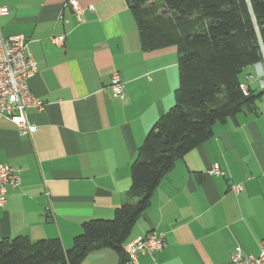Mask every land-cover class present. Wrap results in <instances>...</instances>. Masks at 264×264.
<instances>
[{
  "label": "crops",
  "instance_id": "obj_1",
  "mask_svg": "<svg viewBox=\"0 0 264 264\" xmlns=\"http://www.w3.org/2000/svg\"><path fill=\"white\" fill-rule=\"evenodd\" d=\"M79 2L93 6L82 22L66 0H0L7 9L1 33L27 39L37 63L29 87L44 101L43 110H26L32 132L20 133L0 117V162L21 179L7 188L0 206V239L58 237L70 248L83 221L112 218L129 201L130 166L147 131L174 103L177 48L142 50L126 0ZM114 71L124 81L122 98L109 88ZM240 77L258 95L256 111L215 123L212 136L161 178L126 241L154 231L164 234L165 244L134 264H234L236 246L258 255L264 237V61ZM214 164L222 175L210 173ZM79 264H120V258L105 248Z\"/></svg>",
  "mask_w": 264,
  "mask_h": 264
},
{
  "label": "trees",
  "instance_id": "obj_2",
  "mask_svg": "<svg viewBox=\"0 0 264 264\" xmlns=\"http://www.w3.org/2000/svg\"><path fill=\"white\" fill-rule=\"evenodd\" d=\"M144 51L175 46L178 86L174 103L147 131L130 166L129 201L110 219H89L65 248L58 237L0 239V264H79L109 248L120 264L135 221L174 163L210 138L213 125L256 111L241 88L244 68L264 61V0H126ZM247 86V85H246ZM198 179H201L197 175Z\"/></svg>",
  "mask_w": 264,
  "mask_h": 264
},
{
  "label": "built area",
  "instance_id": "obj_3",
  "mask_svg": "<svg viewBox=\"0 0 264 264\" xmlns=\"http://www.w3.org/2000/svg\"><path fill=\"white\" fill-rule=\"evenodd\" d=\"M77 22L83 21L86 9L92 10L93 6L84 7L79 0H66ZM7 12L6 7L0 5V15ZM63 36L53 38L56 44H61ZM37 71V63L28 50V41L22 34L4 37L0 28V117L9 119L16 124L20 133H29L34 127L28 123L26 110H43L44 101L30 90L29 79ZM248 79L250 76L247 77ZM109 88L113 96L122 98L124 81L118 71L111 74ZM246 93V84H241ZM210 173L222 175L223 171L217 164L211 167ZM21 183L18 172L11 166L0 162V206L6 202L8 187H18ZM236 192L241 190L239 185L232 186ZM165 238L163 233L154 231L128 240L123 245L125 261L123 264H134L137 257L145 252L153 253L163 248ZM257 256L244 255L239 246L234 248L230 260L234 264H264V237L258 243Z\"/></svg>",
  "mask_w": 264,
  "mask_h": 264
}]
</instances>
